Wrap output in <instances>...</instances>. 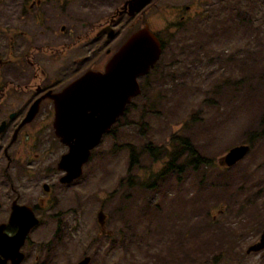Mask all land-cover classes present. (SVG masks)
<instances>
[{"label": "rangeland", "instance_id": "1", "mask_svg": "<svg viewBox=\"0 0 264 264\" xmlns=\"http://www.w3.org/2000/svg\"><path fill=\"white\" fill-rule=\"evenodd\" d=\"M125 1L0 0V88L59 90L102 70L146 25L163 46L141 94L71 183L60 181L68 147L50 100L10 148L13 131L0 132V224L13 204L32 207L39 221L22 264H264V250L247 252L264 229V0H152L118 15ZM107 26L110 37L100 33ZM7 87L0 122L17 112L23 126L34 98ZM244 144L237 164L221 163ZM149 147L162 148L153 157Z\"/></svg>", "mask_w": 264, "mask_h": 264}, {"label": "water", "instance_id": "2", "mask_svg": "<svg viewBox=\"0 0 264 264\" xmlns=\"http://www.w3.org/2000/svg\"><path fill=\"white\" fill-rule=\"evenodd\" d=\"M152 0H126L117 14L126 13L133 16L141 11ZM114 19L111 20L112 24ZM113 35L110 26L101 29L100 33ZM161 43L158 37L146 25L133 33L129 39L112 55L104 70L86 71L75 81L58 93L47 92L31 106L23 125L31 122L39 111L42 99L50 98L54 103L53 129L59 141L68 147L59 162L58 170L65 172L60 181L71 183L83 172V165L89 160L91 151L97 147L102 137L108 133L118 118L124 115L132 99L140 95L138 78L147 75L155 66L161 55ZM5 124L0 126V132ZM249 145L233 147L223 157L221 163L229 167L237 164L248 153ZM47 190V186L44 187ZM10 223L18 226L14 236L5 232L6 225L0 224V264L12 260L20 264L23 254L19 248L26 235L38 223L29 206H12ZM106 216L98 214V222L104 226ZM264 250V230L259 240L247 250L261 252ZM86 257L78 264H89Z\"/></svg>", "mask_w": 264, "mask_h": 264}, {"label": "flooded vegetation", "instance_id": "3", "mask_svg": "<svg viewBox=\"0 0 264 264\" xmlns=\"http://www.w3.org/2000/svg\"><path fill=\"white\" fill-rule=\"evenodd\" d=\"M40 2H41V0H39ZM36 48V47H35ZM36 51H37V48H36ZM34 56H36L35 55V53H30V52H28V63L30 64V66H32V67H34L35 65H37L35 62H33L32 61V58L34 57ZM105 67V66H104ZM99 69H97L96 71H98ZM102 70H104V68L102 69ZM101 70V71H102ZM80 77V76H79ZM79 77H77L76 79H78ZM75 79V80H76ZM75 80H73V81H75ZM6 82L2 85V87L0 88V103L2 102V99H4V98H8L9 97V95H10V90H6L8 87H7V83H9V84H11V87L13 88V90H15V91H20V92H23V91H26V93L27 92H29L30 94H29V96H30V98H34V100H33V103L36 101V100H38L39 98H41V97H43L47 92H53V93H58V92H60V91H62L67 85H65L63 88H61V89H59V90H53L52 89V87L50 86V85H48V86H46L45 84L44 85H42V84H39V86H37L38 84H36L34 81H31L30 83H27V84H23V85H15V84H13V83H11V82H9V81H7V80H5ZM72 81V82H73ZM71 83V82H70ZM69 83V84H70ZM45 86H46V89H45ZM47 100H50L51 101V103H52V105H53V109H54V103H53V101L50 99V98H45V99H42V101L40 102V105H39V111H41V108L43 107V106H41L42 105V103L44 102V101H47ZM38 111V112H39ZM47 113H48V116L50 115V111H46ZM54 115V114H53ZM17 117H18V114H17V112H11L9 115H8V121H6L5 119L4 120H2L1 122H0V125L2 124V123H4L5 124V128H4V130H3V132L2 133H5V135L6 134H9V133H11L12 131H13V135H14V137H13V135H12V137L13 138H15L16 137V134H17V137H18V133H19V130L21 129V128H23V127H25L27 124H24L23 126H20V123L19 124H17V127L15 128V122H14V120L15 119H17ZM53 121H54V117H53ZM13 123V124H12ZM29 124V123H28ZM19 126V127H18ZM52 127H53V122H52ZM15 133V134H14ZM11 137V143H10V145L8 146V148H10L14 143H15V141L17 140V137H16V139L14 140V141H12V138ZM6 151H7V149H6ZM29 151L27 150L26 151V153H28ZM12 213H13V210H12V208H11V210H10V213H9V220H10V218H11V215H12ZM8 220V222L6 223V228H5V232H6V234H8L9 236H14L16 233H17V231H18V226L17 225H15V224H11L10 223V221ZM29 234V233H28ZM26 235V237H25V241H24V243L22 244V246L19 248V252L20 253H22L23 254V260L20 262V264H22V262L24 261V258H25V255H26V253L23 251V248H25L26 247V244L29 242V235ZM0 258L1 259H3L4 258V256H2V255H0ZM5 264H13L12 263V260H7L6 261V263Z\"/></svg>", "mask_w": 264, "mask_h": 264}, {"label": "trees", "instance_id": "4", "mask_svg": "<svg viewBox=\"0 0 264 264\" xmlns=\"http://www.w3.org/2000/svg\"><path fill=\"white\" fill-rule=\"evenodd\" d=\"M172 140L175 141L176 143H179L182 148L186 149L189 155H191L196 162L199 161L201 157L191 147L188 139H184L179 136H174ZM161 148L162 147H149L148 152L151 156L156 157V153H159V151H161ZM129 153H130V161H129L128 171L129 173H131L132 169L137 165V159H136V151L134 149H131ZM201 163L205 165H209V161H207L206 159H203Z\"/></svg>", "mask_w": 264, "mask_h": 264}]
</instances>
